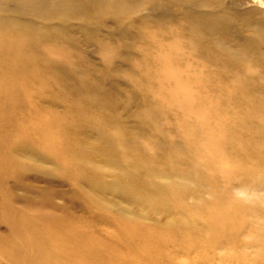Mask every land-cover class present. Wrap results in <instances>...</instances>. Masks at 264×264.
Returning a JSON list of instances; mask_svg holds the SVG:
<instances>
[{
  "label": "rangeland",
  "instance_id": "374dc122",
  "mask_svg": "<svg viewBox=\"0 0 264 264\" xmlns=\"http://www.w3.org/2000/svg\"><path fill=\"white\" fill-rule=\"evenodd\" d=\"M90 1L18 19L65 37L0 97V264H264V0Z\"/></svg>",
  "mask_w": 264,
  "mask_h": 264
},
{
  "label": "bare ground",
  "instance_id": "6f19581e",
  "mask_svg": "<svg viewBox=\"0 0 264 264\" xmlns=\"http://www.w3.org/2000/svg\"><path fill=\"white\" fill-rule=\"evenodd\" d=\"M84 1L85 2L82 1L76 4L77 2H75L74 0H0V9L2 7V4L4 3L6 4L10 2L13 5L10 11L11 18L7 17L6 15L0 16V65H4V72L3 73L0 72V97L10 100V98H12L13 96V92L21 91L27 87V84H25L24 81V75L27 73L28 75L34 76L37 73L35 68L31 66H27V61L28 60L31 61L37 58V56L34 53L35 51L36 52L40 51L39 46L43 45L42 43V40L44 39L43 37H51V36H55L56 34L57 36L62 35L63 38L65 37L64 31L61 32L57 30L55 32L49 29L47 30L48 33H45L42 39L33 41L31 40L30 37L23 34L24 31L22 29L16 28L17 25L21 26V28L26 27V25L24 24L22 25L20 23V20L18 19L26 17L29 20H33V18L39 17V19L45 21V19L50 18L51 16L52 12L49 11L57 10L58 6L61 3H64L65 5H70L72 2H73L72 5L77 6L75 7L76 14L82 17H84V15L86 16L87 14H95V12H97V8L94 5V3L91 2L90 0H84ZM103 1L105 3L106 1L111 2L112 0H103ZM100 2L102 3V0H100ZM3 23H7L8 25H11V28L7 29L6 27H3L2 26ZM27 27L30 26L27 25ZM13 40L16 43L19 40H25L28 45L25 47H18V45ZM248 47L255 48L254 44L248 45ZM44 48L50 50V52L54 56L55 55L62 56L65 55L66 52L63 43L60 41H58L57 43L47 42L44 45ZM10 50L14 52V56L5 59L3 55H6V53H8ZM171 75L173 78L176 79V84L178 83V85L176 86V91L177 92L180 91L182 93H186V92L188 93L186 89L181 87L180 84L183 83L179 81L178 79L179 77L178 75H176V72H171ZM182 103H184L186 108H189L191 100L188 95L184 96ZM187 112H189L190 114L194 113V111L191 110H188ZM48 247L49 248L47 252L51 253L53 249L51 247V244H49ZM101 247L105 249V246H101Z\"/></svg>",
  "mask_w": 264,
  "mask_h": 264
}]
</instances>
